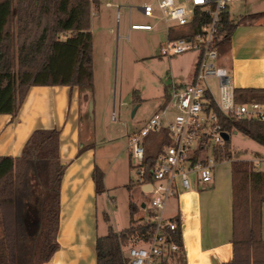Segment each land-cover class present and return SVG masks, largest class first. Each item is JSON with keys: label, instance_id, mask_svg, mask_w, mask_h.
<instances>
[{"label": "trees", "instance_id": "trees-1", "mask_svg": "<svg viewBox=\"0 0 264 264\" xmlns=\"http://www.w3.org/2000/svg\"><path fill=\"white\" fill-rule=\"evenodd\" d=\"M198 16L192 26L202 29ZM242 21L222 15L217 47L221 56L231 47ZM66 86L92 90L93 38L87 0H0V114L15 117L32 87ZM237 103H264V90L236 89ZM229 135L243 134L264 147V123L228 119L218 109ZM58 130H37L20 158H0V264H46L59 249L61 181L65 166L59 156ZM150 137V136H149ZM148 137V138H149ZM164 142L169 141L165 132ZM229 141L225 156L232 157ZM157 154L146 148L145 166L152 169ZM98 194L104 173L96 169ZM233 260L229 264H264L262 206L264 170L250 161L234 159ZM137 207L130 205L131 226L116 233L112 227L97 240V264H129L123 249L133 240L147 243L154 227L136 225ZM178 223L179 221L175 220ZM178 253L158 264H182L183 241L178 229ZM251 256L254 257L253 263Z\"/></svg>", "mask_w": 264, "mask_h": 264}, {"label": "crops", "instance_id": "crops-1", "mask_svg": "<svg viewBox=\"0 0 264 264\" xmlns=\"http://www.w3.org/2000/svg\"><path fill=\"white\" fill-rule=\"evenodd\" d=\"M234 6L237 13L230 16L243 23L219 63L229 70L236 89L264 90V0H244L231 5ZM91 96L90 90L77 87H32L15 117L0 114V158H20L37 130L56 129L60 133L59 156L65 172L61 181L59 249L46 264H97V240L107 236L110 227L116 233L124 231L114 228L106 214L103 197L108 195L109 176L114 174L106 167L104 152L96 148L92 123L87 125L85 121ZM224 164L217 167L212 185L194 187L168 204L166 217L179 221L184 247L182 264H229L233 260L232 168L221 170ZM96 169L104 173L102 194L96 189ZM146 191L141 187V195H149ZM134 205L141 218L144 213L149 216L146 204L138 201ZM102 214L107 224L103 230ZM135 216L137 220L139 216ZM125 252L123 249L126 256Z\"/></svg>", "mask_w": 264, "mask_h": 264}, {"label": "built area", "instance_id": "built-area-1", "mask_svg": "<svg viewBox=\"0 0 264 264\" xmlns=\"http://www.w3.org/2000/svg\"><path fill=\"white\" fill-rule=\"evenodd\" d=\"M87 1L91 19L98 15L102 2L106 8H118L117 31L110 32L117 33V42H130L132 32H153L158 24H163L166 33V43L161 48L163 57L170 59L189 52L199 54L192 84H173L163 108L154 114L145 128L129 138L131 156L138 167L137 181L151 196V206L147 207L150 214L145 224L154 227L149 242L128 250L129 264H158L168 253L181 251L176 241L178 223L166 217L171 199L194 187L212 185L217 167L234 160L225 156L227 141L223 134L228 133L215 109L228 119L264 123V103H237L230 72L219 63L221 55L217 43L222 15L228 13L231 5L244 0H154L137 10L157 23L130 24L124 35L120 33L122 6H115L112 0ZM197 16L202 29L196 33L192 26ZM172 31L178 35L172 36ZM209 80L217 81L218 96ZM165 132L169 141L164 142L162 138L160 153L149 170L144 164V141L151 135ZM253 163L256 168L260 167L259 161Z\"/></svg>", "mask_w": 264, "mask_h": 264}, {"label": "rangeland", "instance_id": "rangeland-1", "mask_svg": "<svg viewBox=\"0 0 264 264\" xmlns=\"http://www.w3.org/2000/svg\"><path fill=\"white\" fill-rule=\"evenodd\" d=\"M112 3L122 6L121 35L127 33L130 24L157 23L154 19L142 16L137 10V7L154 3V0H112ZM235 6L229 7L231 16L237 13ZM117 13V7L109 9L102 2L98 15L91 19L94 86L85 121L87 125L92 123L96 133V148L104 152L109 172L113 169L114 176L110 174L108 181L109 193L103 197L107 204L106 214L111 217L114 228L125 230L131 226L132 203L140 201L147 207L151 206V196L140 193L138 167L131 156L129 138L145 128L154 114L163 108L173 84H192L199 54L189 52L170 59L163 57L161 48L166 43L163 24H158L153 32H132L130 42H117V33H110L111 30L117 31ZM174 31L172 36L178 35ZM209 83L218 96L217 81L209 80ZM161 136H165V133L151 135L144 141L145 147L152 154L160 152ZM229 143L233 159L250 162L263 159L261 167L264 170V147L239 133L232 134ZM224 163L220 169L230 171L232 160ZM119 184L127 187L118 186ZM105 216H101V230L107 226ZM138 216L137 213L135 217ZM147 220L148 215L144 213L142 218L139 216L134 221L139 226ZM143 243L131 241L124 248L126 257L128 258L131 247L141 246ZM253 261L254 257L251 256V262Z\"/></svg>", "mask_w": 264, "mask_h": 264}, {"label": "water", "instance_id": "water-1", "mask_svg": "<svg viewBox=\"0 0 264 264\" xmlns=\"http://www.w3.org/2000/svg\"><path fill=\"white\" fill-rule=\"evenodd\" d=\"M237 134V133H236ZM224 139L228 142L230 140V136L228 134H223Z\"/></svg>", "mask_w": 264, "mask_h": 264}]
</instances>
